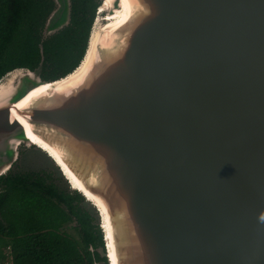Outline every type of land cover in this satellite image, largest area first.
Wrapping results in <instances>:
<instances>
[{
    "label": "water",
    "instance_id": "obj_1",
    "mask_svg": "<svg viewBox=\"0 0 264 264\" xmlns=\"http://www.w3.org/2000/svg\"><path fill=\"white\" fill-rule=\"evenodd\" d=\"M53 2L43 38L70 23L71 1ZM130 3L76 85L20 109L31 91L63 78L42 80L41 64L10 72L0 176L22 144L56 162L14 112L105 206L112 239L100 208L76 189L97 212L107 264L109 240L115 264H264V0ZM121 10L111 0L99 25Z\"/></svg>",
    "mask_w": 264,
    "mask_h": 264
},
{
    "label": "trees",
    "instance_id": "obj_2",
    "mask_svg": "<svg viewBox=\"0 0 264 264\" xmlns=\"http://www.w3.org/2000/svg\"><path fill=\"white\" fill-rule=\"evenodd\" d=\"M67 27L43 38L53 0H0V81L16 69L57 81L80 64L99 0H70ZM71 189V188H70ZM72 190V189H71ZM83 196L62 190L45 171L9 170L0 176V260L10 264L103 262L100 223L80 206ZM77 238L63 228L74 224Z\"/></svg>",
    "mask_w": 264,
    "mask_h": 264
},
{
    "label": "bare ground",
    "instance_id": "obj_3",
    "mask_svg": "<svg viewBox=\"0 0 264 264\" xmlns=\"http://www.w3.org/2000/svg\"><path fill=\"white\" fill-rule=\"evenodd\" d=\"M111 0H106L105 3L102 5V10L98 13V18L95 22V24L92 27L91 35H90V42H89V48L86 53V56L81 63V66L77 68L72 74L67 76L66 78H63L62 80H59L54 83H46L41 84L39 87L31 91L22 101H20L16 106L17 108H26L34 98H37L39 96H42L43 94L47 93L52 88H56L58 91L66 90L74 85H76L87 73V71L90 69L97 50V44L99 42L100 34L105 31H114L116 28H118L121 24H123L127 18L130 16L132 11V5L130 3V0H121L122 2V10L116 11L115 14L112 17H107L106 24L102 23L99 25V23L103 20L100 17V14L105 8L109 6ZM17 71L10 73L6 76V80L0 81V102H2L7 96H9L13 90V82L16 79ZM12 118H18L19 122L24 126L25 131L30 138V141L32 143L38 144L41 148L45 149L50 155L55 159L56 162H53V164L57 163L62 169L63 172L67 175V177L70 180V184L72 189L79 190L81 193H83L85 196H87L91 201H93L94 204H96L101 212L102 216L105 220V228L107 229V234L111 238V229L109 226L108 220V214L106 212L105 206L100 201V199L93 194H91L86 188L83 186L82 182L74 176V174L69 170V168L65 165L63 160L60 158L59 153L51 146H49L46 142H44L40 137H38L34 132L32 131L30 125L17 116L14 112L12 114ZM70 187V188H71ZM109 240V239H108ZM109 254L110 257L113 259V264H115V259L113 257V253L111 252L110 248L113 249V244L110 243L109 240Z\"/></svg>",
    "mask_w": 264,
    "mask_h": 264
},
{
    "label": "rangeland",
    "instance_id": "obj_4",
    "mask_svg": "<svg viewBox=\"0 0 264 264\" xmlns=\"http://www.w3.org/2000/svg\"><path fill=\"white\" fill-rule=\"evenodd\" d=\"M5 78L6 77L4 76L1 80H4ZM18 153L19 154H18L17 162L15 166L13 167V169L11 170L20 171L22 173L45 171L53 176V180L59 185V187L62 190L72 192L68 183H66L65 179L62 177L58 169L49 160H47V158H45L44 156H41L42 153L40 151H38L37 149L33 147L27 148L22 144L18 149ZM80 206L83 209H85L91 216H93L95 220L98 221V223H100L99 220L96 218L97 216L96 210L90 204L85 202L84 199H83V202L80 203ZM74 225L75 223L69 226H66L63 228V230L68 232L70 235L74 236L75 238H77ZM98 252L101 257H104L105 252L102 251V249H99ZM0 264H10V263L0 260ZM94 264H104V263L100 262V263H94Z\"/></svg>",
    "mask_w": 264,
    "mask_h": 264
},
{
    "label": "flooded vegetation",
    "instance_id": "obj_5",
    "mask_svg": "<svg viewBox=\"0 0 264 264\" xmlns=\"http://www.w3.org/2000/svg\"><path fill=\"white\" fill-rule=\"evenodd\" d=\"M71 187V186H70ZM71 189H72V187H71ZM72 190H74V189H72Z\"/></svg>",
    "mask_w": 264,
    "mask_h": 264
},
{
    "label": "clouds",
    "instance_id": "obj_6",
    "mask_svg": "<svg viewBox=\"0 0 264 264\" xmlns=\"http://www.w3.org/2000/svg\"><path fill=\"white\" fill-rule=\"evenodd\" d=\"M262 219H264V217H262Z\"/></svg>",
    "mask_w": 264,
    "mask_h": 264
}]
</instances>
